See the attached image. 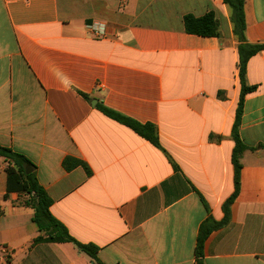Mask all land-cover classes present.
I'll return each mask as SVG.
<instances>
[{"label": "crops", "instance_id": "crops-1", "mask_svg": "<svg viewBox=\"0 0 264 264\" xmlns=\"http://www.w3.org/2000/svg\"><path fill=\"white\" fill-rule=\"evenodd\" d=\"M244 9L247 42L264 45V0ZM211 12L220 37L186 32L185 16ZM239 62L224 0H0V147L35 166L55 219L99 248L94 261L71 243L34 244V210L7 194L0 157V264H197L207 220L222 225L205 264H264V50L247 65L249 149L224 212L236 192ZM98 105L155 125L161 148ZM67 158L90 174L67 171Z\"/></svg>", "mask_w": 264, "mask_h": 264}, {"label": "trees", "instance_id": "trees-1", "mask_svg": "<svg viewBox=\"0 0 264 264\" xmlns=\"http://www.w3.org/2000/svg\"><path fill=\"white\" fill-rule=\"evenodd\" d=\"M224 3L230 10L231 22L233 25V33L238 41L239 49V76L242 84V93L238 104L236 120L232 131V137L235 141V149L233 153V165L235 168V195L230 198L224 205L225 215L228 216L229 206L238 194L240 187L241 175V156L249 149L240 138V125L243 114L244 99L247 93L252 92L255 87H247L244 82L247 65L251 58L264 50L263 44H250L245 37L246 18H245V0H224ZM185 30L188 34L202 37H220L219 21L214 13H208L203 17L196 18L193 15H187L184 18ZM84 98L88 96L82 94ZM98 109L107 117L117 121L118 123L130 128L144 139L148 140L157 148H161L158 130L153 124H141L131 118L123 116L113 110H110L102 105H98ZM0 157H3L8 166L7 172V194L19 193L23 194L26 200L23 205L34 210L33 222L37 226L40 236L34 240V244L53 243L74 244L81 252L87 254L94 261H98L97 254L99 248L93 244H81L75 240L68 232L66 227L61 224L51 213L53 200L47 191L40 185L35 173V166L24 156L14 153L11 149L0 147ZM17 165L20 170L17 171L14 166ZM67 171H71L77 167H83L88 174L90 170L88 166L79 160L67 158L63 164ZM31 167L32 173L27 174L26 168ZM177 169V167H175ZM227 219V218H226ZM221 223H215L212 220H207L201 229L197 240V264H205L204 262V247L207 237L210 233L220 227Z\"/></svg>", "mask_w": 264, "mask_h": 264}, {"label": "built area", "instance_id": "built-area-1", "mask_svg": "<svg viewBox=\"0 0 264 264\" xmlns=\"http://www.w3.org/2000/svg\"><path fill=\"white\" fill-rule=\"evenodd\" d=\"M90 28L93 34L97 37H104L106 35V30L103 27L101 28L99 26L92 25Z\"/></svg>", "mask_w": 264, "mask_h": 264}, {"label": "water", "instance_id": "water-1", "mask_svg": "<svg viewBox=\"0 0 264 264\" xmlns=\"http://www.w3.org/2000/svg\"><path fill=\"white\" fill-rule=\"evenodd\" d=\"M14 168L17 170V171H19L20 170V168L17 166V165H15L14 166ZM32 168L31 167H27L26 168V172H27V174H30V173H32Z\"/></svg>", "mask_w": 264, "mask_h": 264}]
</instances>
